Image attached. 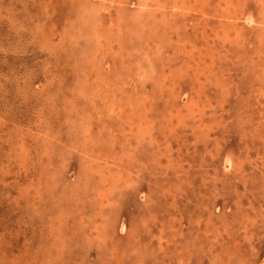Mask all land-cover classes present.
Returning <instances> with one entry per match:
<instances>
[{
	"label": "rangeland",
	"instance_id": "374dc122",
	"mask_svg": "<svg viewBox=\"0 0 264 264\" xmlns=\"http://www.w3.org/2000/svg\"><path fill=\"white\" fill-rule=\"evenodd\" d=\"M0 264H264V0H0Z\"/></svg>",
	"mask_w": 264,
	"mask_h": 264
}]
</instances>
